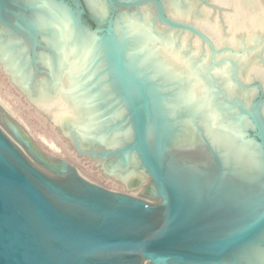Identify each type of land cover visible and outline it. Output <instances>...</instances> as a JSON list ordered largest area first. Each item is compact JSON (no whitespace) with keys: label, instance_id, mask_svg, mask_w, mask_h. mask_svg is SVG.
Listing matches in <instances>:
<instances>
[{"label":"water","instance_id":"1","mask_svg":"<svg viewBox=\"0 0 264 264\" xmlns=\"http://www.w3.org/2000/svg\"><path fill=\"white\" fill-rule=\"evenodd\" d=\"M56 1L97 39L102 51L96 58L105 62L104 74H108L107 83L115 96L110 102L126 109L112 126L126 127L129 141L118 148H101L102 156L106 160L136 157L137 171H144L152 181L150 196L161 198L162 203L154 205L128 192L94 184L65 162L59 165L60 170L27 146L15 126H9L34 161L57 177L37 169L0 130V264H240L241 250L253 245L264 247L261 185L249 188L246 200L235 202L231 186L221 184L225 170L214 149L217 169L215 164L202 165L192 156L185 157L189 149L180 151L176 145L180 119L165 108L167 100L159 84L143 71L130 70V38L118 41L115 28L120 8L139 11L149 4L155 9L153 26L159 22L160 27L199 34L210 45L214 66L219 63V51L211 38L170 16L165 0H106L110 10L103 16L93 13L86 0ZM30 11L22 0H0V25L28 40L34 71L44 75L37 51L46 48ZM87 14L96 26L88 23ZM237 70L234 63V82L257 93L247 106L222 88V100L252 122L253 135L248 132L247 136L262 144L264 151V88L261 83H242ZM35 79L33 75L31 80ZM89 152L99 156L94 150ZM212 177L215 179L210 184Z\"/></svg>","mask_w":264,"mask_h":264},{"label":"bare ground","instance_id":"2","mask_svg":"<svg viewBox=\"0 0 264 264\" xmlns=\"http://www.w3.org/2000/svg\"><path fill=\"white\" fill-rule=\"evenodd\" d=\"M22 1L30 8L31 11L29 15L34 21L35 31L39 35L40 42L46 48H40L37 51L39 67L48 72L51 77H53L54 81H52V85L49 86L45 76H39L34 81L31 80L33 77V65L31 63V52L28 40L21 34L0 25V60L10 72L13 79L16 80L17 83L19 82L18 84L28 91L31 98L42 109L50 113L67 132L73 133L80 146L85 148L114 149L118 148L122 143L129 141L130 135L128 136L129 131L126 127L122 125L119 127L111 126V124L117 122V120L123 116L124 111L121 108H116L114 102H110L115 96H113L112 92L109 93L108 91V88L110 87L111 89L112 87L107 83L108 74H104L105 62L101 60L97 61L96 58L102 51L100 45L97 43V39L87 29L81 26L78 19L60 2L56 0ZM169 1H171L172 10L175 11L176 0ZM182 1L183 0H181V2ZM187 1L189 2V0ZM86 3L91 11L99 16H103L107 13L108 7L102 0H86ZM254 3L255 5L257 4L258 8L261 7L260 5L262 3L259 0H254ZM254 3L252 6H254ZM259 3L261 4L259 5ZM146 6L152 7L155 15L154 7L149 4L143 5L139 11L136 8H132L131 10L120 8L115 34L118 41H123L127 37L130 38L127 52V57L131 61L130 70L143 71L148 74L149 80L154 83V79H156V82L157 80H162L166 82V84L168 82V86L172 85V83L178 86V89L175 87V92H173H178V97L176 96L175 98H178L177 106L180 115H183H181L182 117L177 115L180 119L178 122L179 129L182 125L180 123L182 120L184 121L181 131L179 130L176 133V145L180 147V150L188 147H190V150H194L190 153L193 154L191 156L194 157V161H196L198 158H196L195 153H197L200 148L199 144L207 138L222 156L226 164L225 166L231 165V170H234L233 168H238L241 171L240 176H242L243 183H245L244 181L249 182L246 188L242 187L244 184L241 182L239 183L237 174H234L238 170L235 172L227 171V174H225V180L227 181H225V183L230 185V189L234 191L235 202L240 203L241 200H246L245 195L247 190L253 189L257 183L261 185V192L264 195L263 145L247 136L249 129L254 128L252 122L245 116L241 117L238 108L229 107L225 103V107L228 106L229 108H223V105L221 106L222 101L220 103V100L222 99V95L220 91L222 87H220V85L217 86L216 93H220L221 99H219L220 96L218 98L215 94V84L213 82H206V80H204V82L198 83V77L202 72L197 73L192 67L194 66L192 65L193 63L191 64V61H187L188 58L186 59V56L181 52L184 45L180 46L179 49L176 47L177 45L174 44V39L171 36L167 37L165 40L166 37H164L161 32L155 31L156 26H153L154 16L153 18L151 17L149 13V11H151L150 9H144ZM189 7L193 8V6ZM177 11L181 13L178 9ZM236 16H238V14ZM249 19L251 21L253 16L252 19ZM237 24L238 22L235 25ZM242 28L244 29V27ZM241 30L242 29H240V31ZM170 31L175 35L173 32L174 30L171 29ZM168 33L166 32V34ZM249 39L251 40V38ZM181 44L182 43H179V45ZM196 49L194 51H196ZM46 52H48V54H46ZM195 54L197 55L199 53L194 52L193 57L196 56ZM191 55L190 59L192 57ZM188 56L189 54L187 57ZM239 58L240 57H238V59ZM253 64L251 59H248L245 67L251 69L250 72H252V70L256 68ZM230 69L226 67H217V76L215 77H219L220 83L228 88V91L224 89L223 91H225L229 97L239 98L245 105L250 106L255 93L242 92L241 96L243 99L236 97L237 89L231 84V74L227 76L229 75ZM92 77L95 78L92 79ZM216 78H214L215 81ZM91 79L99 80L100 83H98V85L100 84L99 86H103V89L101 87L99 93H93L90 91L92 88L89 89L86 87V84L90 86L89 81H91ZM199 79L202 81L204 78L201 80L199 77ZM176 90L178 91L176 92ZM254 91L256 92V90ZM160 92L163 91L160 90ZM164 94L166 96V93ZM171 95L174 94L171 93ZM165 98L167 99V96ZM170 102L172 101L170 100ZM112 103L115 108L112 106ZM109 104L113 108H111ZM165 108H167L168 111L169 109L170 111L172 110L168 107ZM262 112L264 115V107ZM200 126L203 127L205 132ZM0 130L3 131L14 145L22 150L23 154L37 169L50 177H57L53 173L48 174V172L51 171L36 163L32 156L15 140L9 128L5 127L1 122ZM179 132H181L180 135ZM178 139L180 140V146L177 143ZM197 145L199 148L196 147ZM196 148L198 149L196 150ZM186 158H189V156ZM104 167L126 183L129 181L131 182V180L139 174L137 172V159L132 155H126L125 157L119 156L116 159L106 160L104 162ZM63 179L67 180L68 178L64 177ZM186 185L190 187L188 184ZM258 190L259 189H255L256 192ZM143 193L144 191L137 195V197L144 198L154 205L162 203L161 198L146 196ZM261 239L264 241V235ZM238 261L240 264H264V247L253 245L247 249L241 250L238 254Z\"/></svg>","mask_w":264,"mask_h":264},{"label":"rangeland","instance_id":"3","mask_svg":"<svg viewBox=\"0 0 264 264\" xmlns=\"http://www.w3.org/2000/svg\"><path fill=\"white\" fill-rule=\"evenodd\" d=\"M102 1L106 3L109 9L110 7H109L108 2L106 0H102ZM248 1L247 0H189L188 2L187 0H183L181 2V0H176L175 2L176 10L174 11L172 10L173 8L171 5V1L165 0V7L170 16H172L178 21L180 20L183 23L190 24L192 27H195L200 32H204L207 36L211 38L215 49L219 51L216 55L217 62L219 63H217L214 66L212 65L214 57L212 56V50L210 48V45L207 42H205L201 38V36H199V34L188 31V30H184V29L174 28L173 32L175 35H173L172 31H170L171 28L169 26L161 25L160 27L159 22L157 23L158 25H156L155 27V31L161 32L163 36L166 37L165 40L167 39V37L171 36L174 39V44L177 45L176 47H178L179 49H180V46L184 45V48H183L184 50L182 49L181 52H183V54L186 56V59L187 58L189 59V60L187 59V61H191V64L193 63L192 65L194 66L192 67L195 69L197 73L202 72L200 73L199 77L201 78V80L203 78L204 79L200 81L198 77V83H202L204 82V80H206V82L207 81L213 82L215 84L214 86L215 94L217 95L218 98L220 96L219 99H221V95L219 92L216 93L217 88H218L217 86L220 85V87H222L224 90H227V91H228V88L222 83H220L221 81H219L220 79L219 77L217 78L215 77L217 76L216 75L217 67L218 68L226 67L228 69L230 68L233 69L234 63H236L238 66V70H237L238 78L242 83H245V84L261 83L264 88V10H263L264 0H259L262 3V4L259 3V5L261 4L260 8L257 7V4L255 5L256 1L255 3H254V0L253 1L251 0L249 2ZM253 3H254V6H252ZM189 6H193V8ZM147 8L148 10L149 9L151 10L149 11L151 17L152 18L153 16L155 17L153 13L154 12L153 8L150 6L144 7V9H147ZM257 8H258V11H257ZM177 9L181 13H178ZM181 10H183L184 13ZM142 12H143V8H142ZM237 14L238 16H236ZM252 16H253V19H252ZM249 18H251L252 20L250 21ZM244 20L246 21V23ZM237 22L238 24L235 25ZM239 25L241 26V28ZM242 27H244V29ZM240 29L242 30L240 31ZM166 32L167 33L169 32L170 34L169 33L166 34ZM249 38H251V40ZM179 43H182V44L179 45ZM228 48H231L234 51H231V52L222 51L221 52V50L228 49ZM195 49L196 51H194ZM235 51H238V52H235ZM194 52L199 53V54L197 55L195 54L196 56L193 57ZM46 54H48V52H46ZM188 54L189 56L187 57ZM190 55L192 56L191 59H190ZM238 57L240 58L238 59ZM248 59H251V61L254 63L253 64L254 67H256L255 69L257 70L254 69L252 70V72H250L251 69H248L245 67V64ZM231 69L229 71V75L227 76H230L231 74L230 76L231 84L234 86L235 89H237L236 97H240L243 99V97L241 96L242 92H247V93L249 92L251 94L257 93L256 89H254L256 90L255 92L254 90H243L241 87H239L233 80ZM203 74H205L206 76ZM33 75L36 76V79L39 76L41 77L45 76L46 82L49 86H51L53 83L52 81H54L53 77H51V75L48 72H46V74L44 75H41L40 73L37 74L34 71V66H33ZM93 78L95 77H92V79ZM214 78H216L217 82L215 81ZM92 79L91 81H89L90 86L89 84H86L87 85L86 87L89 89L92 88L90 91H92L93 93L95 92L99 93L101 87L103 89V86H99L100 84L98 85V83H100L99 80L97 81L96 79L94 80ZM154 80L156 84H159L162 87L161 89L160 88L159 89L163 91L164 93H166V96H167V99L165 98L167 100L166 105L168 108L172 109L171 111L169 109V111L171 112V115L176 116V117L177 115H180L179 108L177 106L178 98H175L178 95V92H177L178 90H176L177 93H174L175 87L176 89H178V86L175 83H172V85L168 86V82L166 84V82L162 80L160 81L157 80V82H156V79ZM18 83L16 82V80L13 79L10 72L6 69V67L0 60V122L7 128H9V126H15L20 131L24 141L27 143V146H29L31 149L36 151L38 155H40L43 159H45L50 164L56 166L60 170H62V168L59 165L65 162L67 163L68 166H72L73 168H75L82 177L86 178L90 182L97 184L99 186H102L104 188L110 189V190H114L118 192H126V193L128 192L129 194L134 195V196L141 194L142 191H144L143 194L146 196H150L153 193L152 192V187H153L152 181L144 171L139 169L137 171L139 174H137V176H135V178L131 180V182L129 181L126 183V182L121 181L120 178L116 177L111 171L107 170L104 167V162L106 161V159L105 157L102 156L103 150L101 148L91 149V148H85L83 146H80L79 142L76 141L75 135L73 133L67 132L61 126V124L57 122L50 113L42 109L31 98V95L28 93V91L25 90ZM93 86H95L96 88ZM97 87L98 88L100 87V88L98 89ZM109 89L110 87L108 88V91L109 93H111L112 88L110 89L111 91ZM171 93H173L174 95H171ZM170 100L172 102H170ZM221 101H222L221 106L223 105V108H229L228 106L225 107L222 99L220 100V103ZM112 106L115 108L114 104ZM112 106L111 108H113ZM122 107H125V106H122ZM123 111L124 113H126L125 108H123ZM183 121L184 120H182V122L180 121L181 122L180 124L183 125ZM182 125L181 127H183ZM181 127L179 129L180 131H181ZM200 128L204 131L203 127L200 126ZM249 133H251V136L253 135L252 128L249 129ZM180 134L181 132H179V135ZM207 141L201 142L199 144L200 148L198 147V145L196 146L199 149L196 148V150L198 149V152L195 153V155H196V158H198V160L200 161V163L202 165L207 164L208 166L214 165L215 157L213 153L216 152L218 158L222 160V163H223L222 165L225 170V174H227V171L235 172L236 170H238L236 171L237 173L235 172L234 174H237V179L239 183L241 182L242 184H244L242 187L248 186L249 184L248 181L247 182L244 181L245 183H243L242 181V178H241L242 176H240L241 171L238 168L237 169L233 168L234 170H231L230 169V167H232L231 165L225 166L226 164L222 156L214 148V146L210 143V141H209L210 144H208ZM179 142L180 140L178 139V142H177L178 145H179ZM189 148L190 147H188V149ZM183 149L186 150L187 148L186 149L183 148ZM213 149H214V152H213ZM91 150L96 151L99 156L92 155V153L89 152ZM184 150L183 152H185ZM192 151L194 150L189 149V153L187 152L188 154L186 153L185 157L189 156V158H191V155L189 154H191L190 152ZM27 155L30 156L29 154ZM214 169H217V165ZM49 173L52 174V172H48V174ZM59 177L60 179L64 178L63 175L62 176L59 175ZM214 179L213 177L209 178L208 183L211 184ZM222 181H221L222 185H227L225 183V181L227 180L225 181L222 180Z\"/></svg>","mask_w":264,"mask_h":264},{"label":"flooded vegetation","instance_id":"4","mask_svg":"<svg viewBox=\"0 0 264 264\" xmlns=\"http://www.w3.org/2000/svg\"><path fill=\"white\" fill-rule=\"evenodd\" d=\"M85 18L88 21V23L92 24L93 26H96L95 23L91 20V18H89L88 14L85 16Z\"/></svg>","mask_w":264,"mask_h":264}]
</instances>
